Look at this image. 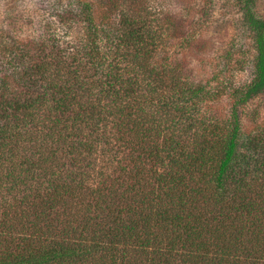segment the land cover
<instances>
[{"label": "trees", "instance_id": "trees-1", "mask_svg": "<svg viewBox=\"0 0 264 264\" xmlns=\"http://www.w3.org/2000/svg\"><path fill=\"white\" fill-rule=\"evenodd\" d=\"M97 1L54 4L74 34L38 43L4 13L23 37L0 50V264H264V123L243 113L264 101L260 0H177L180 20ZM230 4L241 32L195 82L174 51Z\"/></svg>", "mask_w": 264, "mask_h": 264}, {"label": "rangeland", "instance_id": "rangeland-1", "mask_svg": "<svg viewBox=\"0 0 264 264\" xmlns=\"http://www.w3.org/2000/svg\"><path fill=\"white\" fill-rule=\"evenodd\" d=\"M65 0H0V50L2 46L8 43L19 41L23 36L19 35L11 27L7 26L8 21L3 20L5 12L19 17L18 26L22 27L21 31L26 35L27 40L34 42H41L45 38L55 37L60 40L62 36L71 38L73 31L58 23V19L54 16V4L64 2ZM94 2V0H91ZM97 3L98 1L95 0ZM152 4L162 13H170L176 16L177 20L183 18L184 9L177 0H151ZM60 3V4H61ZM221 10L222 7H221ZM181 12V13H180ZM230 13L228 19L221 25L212 27L210 32L204 33L189 45L178 51H174L172 60L179 64L181 70L186 72L195 82L207 81L218 68V64L222 62L223 54L227 49L232 50L231 45L236 42V33L241 32V25L239 23L240 16L236 8L230 4L227 6V11ZM257 12L264 18V0H260L257 5ZM23 16V18H20ZM223 16V14H222ZM184 18H186L184 16ZM190 21V20H189ZM17 29V28H16ZM16 32V33H15ZM243 52L237 53L235 58H242L245 62L253 58V49L251 41L242 39ZM175 43V42H172ZM237 45V43H235ZM233 64V62H232ZM249 70L230 72L229 78L234 84H239L249 81ZM227 100L223 99L219 104H216V111L219 110L217 116L227 115L229 106H226ZM264 101L257 99L249 103L244 108V116L249 120H255L257 123H264V108L260 105Z\"/></svg>", "mask_w": 264, "mask_h": 264}]
</instances>
